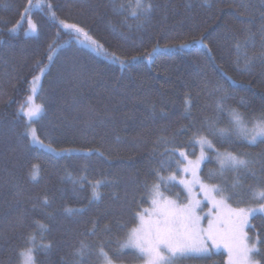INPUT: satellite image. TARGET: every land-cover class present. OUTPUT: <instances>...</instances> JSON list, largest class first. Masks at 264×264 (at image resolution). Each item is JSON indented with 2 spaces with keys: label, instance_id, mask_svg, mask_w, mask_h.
I'll use <instances>...</instances> for the list:
<instances>
[{
  "label": "trees",
  "instance_id": "obj_1",
  "mask_svg": "<svg viewBox=\"0 0 264 264\" xmlns=\"http://www.w3.org/2000/svg\"><path fill=\"white\" fill-rule=\"evenodd\" d=\"M48 2L60 19L79 24L125 64L121 67L103 52L96 54L77 44L47 8L31 12L39 30L28 35L27 18L21 20L27 0H0V264H18V252L30 234L40 242L38 264H81L73 255L81 240L102 242L116 264H140L137 253L130 250L121 249L116 256L117 241L127 232L124 225L136 223L133 213L150 207L145 182L160 183L157 172L180 176L174 161L183 158L176 154L171 167L162 165L170 159L165 149L180 148L188 159L199 155L192 140L198 130L215 149L252 161L224 183L218 175L208 179L209 173L219 171L212 159L201 170L205 181L230 190L239 181L243 188L235 191L245 192L249 203V186L264 185V143L251 144L234 134L214 135L209 124L232 133L228 109L246 120L264 115V59L260 58L264 0H151V14L139 20L130 16L127 7L135 0ZM120 3L126 5L123 12ZM17 24V30L10 31ZM245 29H250V36ZM201 36L207 37L210 52L194 42ZM182 43L190 46L182 48ZM53 44L59 50L43 75L37 101L45 112L35 129L58 150L84 151L54 155L34 146L25 133L26 118L19 108L30 95L33 76L39 74L37 62L49 64ZM157 45L149 60L146 54ZM134 56L137 59L132 61ZM252 57L256 59L245 71ZM216 87L229 97L224 110L217 108ZM186 100L191 101L190 108ZM161 137L174 138V143L157 144ZM34 165L39 173L36 180L30 177ZM84 176L87 182L81 183ZM95 180L107 182L99 189L98 201H92L90 182ZM160 190L176 199L179 193L178 199L185 200L184 190L175 182L161 183ZM18 191L23 195L17 196ZM45 195L49 205L34 208L37 197ZM238 200L228 202L235 207L248 204ZM67 207L84 211L72 215L64 211ZM18 218L23 219L20 226ZM92 221H96L95 236L86 235ZM251 223L256 229H249V235L258 231L264 240V216L256 215ZM40 224L45 226L42 232ZM48 243L50 249L40 248ZM84 259L101 264L95 251ZM182 263L226 264V254L189 257Z\"/></svg>",
  "mask_w": 264,
  "mask_h": 264
},
{
  "label": "snow or ice",
  "instance_id": "obj_2",
  "mask_svg": "<svg viewBox=\"0 0 264 264\" xmlns=\"http://www.w3.org/2000/svg\"><path fill=\"white\" fill-rule=\"evenodd\" d=\"M207 2V0H205ZM119 10L123 12L126 5L120 3L118 5ZM130 8V16L137 20L147 18L152 10L153 3L151 0H135L134 4L127 5ZM244 7V5H241ZM47 8L51 17L57 21L61 29L64 30L73 40L93 48L97 52H103L105 56H110L111 59L117 63H120L121 67L124 66L125 61L114 53H108L103 49V45L99 41L93 39L90 34L85 31L77 23H69L66 20L60 19L56 12L53 10L52 5L48 0H27V5L24 7L21 20L27 18L28 31L35 33L38 32V25L30 18V14L35 9ZM264 18V16H262ZM20 25H14L10 31L15 32ZM139 26V25H138ZM248 35H251L250 29L244 30ZM261 33L264 34V25L261 26ZM83 38V39H82ZM207 37L201 36L198 40L194 41L202 46L209 48L205 43ZM190 45L182 43L180 47L186 48ZM239 46V45H237ZM159 45L152 49L151 53H147L146 56L149 60L152 59V53L157 52ZM58 48L55 45H49V55L47 57L49 64H42L37 62V70L39 75L33 76L31 81V87L29 89L30 95H28L23 104L20 105L19 112L26 118L25 133L30 136L32 143L38 144L41 148L47 149L49 152L60 155L63 152H79L84 151L82 149H57L53 146L51 140L45 143V140L41 139L37 130L33 127L43 116L45 112L44 106L34 103L35 95L37 93V83L41 77L48 70L49 65L52 63L54 55L58 52ZM264 59V53L260 56ZM132 61H135L137 57H132ZM214 59V58H213ZM256 57L249 59L244 70H249L248 65L253 62ZM221 71H223L221 67ZM225 75H227L225 73ZM228 79H232L228 77ZM42 91V89H41ZM214 91L218 94L219 99L217 101V108L219 110L225 109V101L229 99L228 95L222 87H216ZM185 104L188 108L191 107V101L186 100ZM187 110V109H186ZM93 116H99L98 113L90 110ZM231 117L230 124L232 125V133L241 136L251 144L257 142L264 143V115L258 119L246 120L245 117L235 109H228ZM209 128L211 133L221 137L230 136L232 133L228 129L216 127L210 123ZM192 140L195 145L200 148L199 157L193 161L187 158V154L180 148H166L169 160L161 161V164H168L171 167L172 158L176 154L182 157V160L174 161L177 165V170L183 173H190L191 180L179 179L178 183L183 186V190L186 193L185 203L179 202V193H176L177 199H171L161 192V183L167 184L170 181H176L177 176L175 173L168 177L157 175L160 183L153 182L151 184L145 182V197L150 199L152 209H142L133 213L132 226L124 225L127 232L123 239L117 241L116 256H120L121 249H134L137 256L144 260V264H175L177 258L182 257L189 253H199L203 255H210L213 249H219L223 247L227 250L228 261L227 264H264V248L258 247V245H264V240L261 239L260 233L257 231L256 235L250 236L249 229L255 230L256 226L251 223L255 216L264 214V185H260L256 188L249 186L247 193L251 195V199L256 201L251 206L236 207L233 208L228 203L229 200H239V204H247L245 199L246 193L243 191H235L237 188H243V185L237 181L233 183L230 188L222 187L218 184L204 183L197 175L200 164L208 157L206 155L208 150L215 152L217 161L220 165L221 171L224 170H239L247 169L252 163L251 160L241 158L240 155H236L232 152H223L215 149L213 142L206 136L202 135L198 130L193 134ZM163 143L165 145L174 143V138L169 139L161 137L157 144ZM99 152L98 149H87L88 153ZM103 155V153H100ZM186 161V163H184ZM183 164V167L180 165ZM37 166H33V170L30 172L32 180H36L38 177ZM208 179H213V174L209 173ZM80 182H87V177H81ZM107 182L104 180H95L90 182L92 189V201H98L101 199V193L99 189ZM199 186V190L203 193L204 200H207L211 207L208 211L201 215L203 212V202L197 198L195 191L196 186ZM23 192L18 191L17 196H22ZM91 202V201H90ZM39 205L47 207L49 205L48 197L45 195L42 198L37 197V203L33 204V207ZM65 212L77 215L84 211V209H73L67 207ZM207 217V227L202 226V222ZM23 219L18 218L17 226L22 225ZM93 224L92 230L86 235L95 236L97 234L96 221L91 222ZM40 228H45L40 224ZM105 231H110L105 226ZM35 234H30L26 240V246L18 252V264H38L37 254L38 246L35 243ZM51 243L41 245L40 248L50 249ZM98 256L101 264H114L112 256L105 251V246L102 242H96L95 244H88L84 240L79 241V246L74 250L73 255L79 257L81 264H89L84 259L91 256L93 252ZM260 256L261 259H256Z\"/></svg>",
  "mask_w": 264,
  "mask_h": 264
},
{
  "label": "rangeland",
  "instance_id": "obj_3",
  "mask_svg": "<svg viewBox=\"0 0 264 264\" xmlns=\"http://www.w3.org/2000/svg\"><path fill=\"white\" fill-rule=\"evenodd\" d=\"M27 34H28V35H35L36 32H35V33H32V32H29V31L27 30ZM82 39H83V38H82ZM77 44H79V45H81V46H83V47H85V48H88V49L92 50V51H93L94 53H96V54H101V53L95 51L93 48L87 47V46L82 45V44H80V43H77ZM38 75H39V74H38ZM42 79H43V76L41 77V79L38 81V83H37V85H36V87H37V93H36V95H35L34 103L37 104V105H40V104L38 103V101H37V96H38V93H39V91H40V86H41V84H42ZM35 125H36V123L33 125L34 128H35ZM231 132H232V125H231ZM232 134H234V133H232ZM234 135H236V134H234ZM236 136H238V135H236ZM239 137L242 138L241 136H239ZM29 138H30V136H29ZM242 139H243V138H242ZM30 140H31V138H30ZM243 140H245V139H243ZM245 141H247V140H245ZM247 142H248V141H247ZM31 143H32V141H31ZM248 143H249V142H248ZM32 144H33L34 146H36V147H38V148H40V149L46 151V152H49L47 149L41 148L38 144H34V143H32ZM199 149H200V148H199ZM220 152H221V151H220ZM49 153H52V152H49ZM64 153H69V152H63L62 154H64ZM221 153H223V152H221ZM52 154L56 155L55 153H52ZM60 155H61V154H60ZM199 155H200V151H199ZM199 155H198L195 159H189V160H193V161H195V160L199 157ZM206 155H207L208 158H207L206 160H204V161L200 164V167H199L198 172H197V175L199 176V178H200L204 183H208V182L205 181V180L202 178V176H201V170H202V167H203L204 163H205L206 161H208V160H211V159H212V160L217 164V166H219V171L216 172V173H213V172H212V174H213V176H215V175L221 176V177L223 178V180H222L223 183L225 182L226 178H227L229 175H230V176H234L235 173L238 171V170H235V171H233V170H224V171H221V169H220V165H219V163H218V161H217V158H216V155H215V152H213V151H211V150H208L207 153H206ZM184 163H186V161H185ZM183 166H184V165H182L181 167H183ZM218 176H217V177H218ZM179 179H188V180H191V179H192V176H191L190 173H183V172L180 171V176H177V180H176V181H170V182H175V183H177L178 185H180V184L178 183ZM234 183H235V182H234ZM208 184H210V183H208ZM180 186H181L182 189H183V186H182V185H180ZM195 191H196V193H197V198L200 199V200L203 202V212H201V215H204V213H206V212L208 211V208L211 207V205L208 203L207 200H204L203 193L200 192V190H199V186H198V185L196 186ZM185 195H186V193H185ZM169 198H171V199H176V198H173V197H169ZM249 200H250V201H249V203H248L247 205H241V206H237V207H247V206H251V205H253L254 203H256V201H253V200L251 199V195H250V197H249ZM179 202H181V203H185L186 200H184V201H180V200H179ZM228 203H229V202H228ZM231 206H232V205H231ZM232 207H233V208H236L235 206H232ZM147 209H148L149 211H151V209H152L151 202H150V207L147 208ZM257 215H263V216H264V214H259V213H258ZM207 219H208V218L205 217L204 221L202 222V226L207 227ZM39 232H42V228H39ZM35 236H36V235H35ZM36 237H37V236H36ZM37 242H39V239H38V240H37V239L35 240L36 245H38ZM39 243H40V242H39ZM122 250H123V251H124V250H130V251H133V252L136 253V250H134V249H122ZM219 252H223L224 254H226V264H227V261H228V253H227V250L224 249L223 247H221V248H219V249H213V251H212L211 254L219 253ZM211 254H210V255H211ZM201 256H206V255L199 254V253H189V254H186V255H184V256H182V257L177 258L176 261H175V264H183L182 261L185 260V259H187V258H189V257H201ZM207 256H209V255H207ZM114 264H116V263H114ZM140 264H144V260H143V259H141Z\"/></svg>",
  "mask_w": 264,
  "mask_h": 264
}]
</instances>
